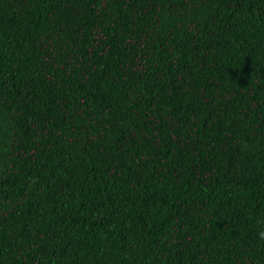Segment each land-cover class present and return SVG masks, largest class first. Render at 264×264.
I'll list each match as a JSON object with an SVG mask.
<instances>
[{
  "label": "trees",
  "instance_id": "16d2710c",
  "mask_svg": "<svg viewBox=\"0 0 264 264\" xmlns=\"http://www.w3.org/2000/svg\"><path fill=\"white\" fill-rule=\"evenodd\" d=\"M0 264H264V0H0Z\"/></svg>",
  "mask_w": 264,
  "mask_h": 264
}]
</instances>
